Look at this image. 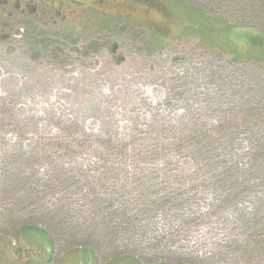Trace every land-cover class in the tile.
Wrapping results in <instances>:
<instances>
[{
	"label": "rangeland",
	"instance_id": "374dc122",
	"mask_svg": "<svg viewBox=\"0 0 264 264\" xmlns=\"http://www.w3.org/2000/svg\"><path fill=\"white\" fill-rule=\"evenodd\" d=\"M165 2L0 41V264H264V62L232 52L264 0Z\"/></svg>",
	"mask_w": 264,
	"mask_h": 264
},
{
	"label": "flooded vegetation",
	"instance_id": "af4514ba",
	"mask_svg": "<svg viewBox=\"0 0 264 264\" xmlns=\"http://www.w3.org/2000/svg\"><path fill=\"white\" fill-rule=\"evenodd\" d=\"M166 0H0V41H14L15 37H23L38 24L64 25L66 23H106L109 20H131L141 17L137 11L143 10L148 15L164 17L163 3ZM171 6V4L167 3ZM146 5V6H145ZM80 21V22H79ZM143 24L144 21H141ZM158 24V33L171 32L167 25ZM22 24V29L17 28ZM146 25V24H145ZM148 28L154 33L153 28ZM168 28V29H164ZM1 43V42H0ZM119 47L113 45L111 51L116 54ZM10 248L9 245H7ZM12 248V247H11ZM22 255L26 248H12ZM10 253V251L8 250ZM12 255H15L13 253Z\"/></svg>",
	"mask_w": 264,
	"mask_h": 264
},
{
	"label": "trees",
	"instance_id": "16d2710c",
	"mask_svg": "<svg viewBox=\"0 0 264 264\" xmlns=\"http://www.w3.org/2000/svg\"><path fill=\"white\" fill-rule=\"evenodd\" d=\"M172 11L177 15L175 17L181 20L179 13L184 12V16L182 18V22L184 23L183 27L180 25L182 33L191 32L193 34L201 35L202 39L208 43L212 44L213 41L216 40V37L219 35V31L226 33L225 38L229 39L228 32H230L231 28L234 25L225 22L224 20H219L216 17L206 16L204 17L196 9L188 8L182 6L180 2L171 3ZM239 39H242L246 45L244 47L237 49H232L235 58H248V59H256L257 61L264 62V30L261 29H239ZM243 44V43H242ZM230 46V45H229ZM222 48V47H220ZM227 48H230L227 46ZM226 47L222 49H227ZM240 53L243 56H240ZM35 228L37 230H42L39 227H35L32 225H24L19 229L20 233L26 232L27 229ZM44 232V231H43ZM49 236V235H48ZM49 239L52 241L51 237ZM263 240L257 241L256 249H262ZM53 243V241H52ZM253 249V248H252Z\"/></svg>",
	"mask_w": 264,
	"mask_h": 264
},
{
	"label": "water",
	"instance_id": "95a60500",
	"mask_svg": "<svg viewBox=\"0 0 264 264\" xmlns=\"http://www.w3.org/2000/svg\"><path fill=\"white\" fill-rule=\"evenodd\" d=\"M124 60V57H121L120 59H119V61H123Z\"/></svg>",
	"mask_w": 264,
	"mask_h": 264
},
{
	"label": "crops",
	"instance_id": "0c3cea01",
	"mask_svg": "<svg viewBox=\"0 0 264 264\" xmlns=\"http://www.w3.org/2000/svg\"><path fill=\"white\" fill-rule=\"evenodd\" d=\"M137 260V259H136ZM139 263V261H137ZM155 264V263H154ZM166 264V263H165Z\"/></svg>",
	"mask_w": 264,
	"mask_h": 264
}]
</instances>
